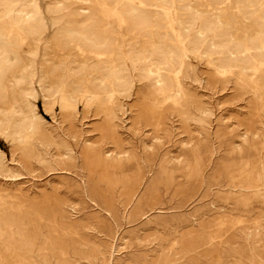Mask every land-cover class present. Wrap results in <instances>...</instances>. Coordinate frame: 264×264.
Returning <instances> with one entry per match:
<instances>
[{
    "label": "rangeland",
    "instance_id": "rangeland-1",
    "mask_svg": "<svg viewBox=\"0 0 264 264\" xmlns=\"http://www.w3.org/2000/svg\"><path fill=\"white\" fill-rule=\"evenodd\" d=\"M102 1L0 0V264H264V0Z\"/></svg>",
    "mask_w": 264,
    "mask_h": 264
},
{
    "label": "bare ground",
    "instance_id": "bare-ground-1",
    "mask_svg": "<svg viewBox=\"0 0 264 264\" xmlns=\"http://www.w3.org/2000/svg\"><path fill=\"white\" fill-rule=\"evenodd\" d=\"M11 1V0H10ZM104 1V0H103ZM101 2V3H106V2ZM114 4V10H116V13L118 15V19L122 22V23H129L131 24L134 28L136 29H143L146 26L149 25V17L146 13L145 10L141 9V8H132L129 9L125 6L123 0H111ZM217 1V0H215ZM91 2V1H90ZM95 5H100V0H93ZM71 3V2H70ZM142 3V2H141ZM92 4V3H91ZM145 5V4H144ZM146 6V5H145ZM97 6H95L94 8H96ZM80 8V7H79ZM77 11V10H76ZM89 12V11H88ZM103 12V11H102ZM78 13V12H77ZM88 17V16H87ZM105 17V16H104ZM67 18V17H66ZM88 20L93 21V23L91 25H89V27L86 30L80 29L77 25H74L73 28H67L64 29L63 32L61 33L62 39L63 40H71V39H75V40H82L85 41L86 44H88L90 47H93L94 49H96L98 51L97 55L98 56H102L104 55V53L107 52V50L110 47V43H111V39L112 37L109 34V31H105L103 33H99L97 30H94V23H96V19H95V13L93 12L89 17ZM84 21V20H82ZM87 21V19H86ZM85 21V22H86ZM63 23V22H62ZM216 24V23H215ZM60 26V25H59ZM97 26H99L97 24ZM207 26V25H205ZM4 27V26H2ZM209 27V25L207 26ZM1 28V27H0ZM115 28V27H114ZM10 33V32H9ZM263 35H264V30L262 31ZM5 34V33H4ZM4 36V35H2ZM14 37V36H13ZM12 37V38H13ZM197 37V36H196ZM57 38V37H56ZM199 38V37H198ZM197 40V39H196ZM3 41V40H2ZM5 42V41H4ZM4 45V44H3ZM2 46V45H1ZM0 46V48H1ZM3 48V47H2ZM4 52V51H3ZM150 53V52H149ZM5 54V53H4ZM8 54V53H7ZM2 55V54H1ZM3 56V55H2ZM1 56V57H2ZM6 56V55H5ZM176 56V54L172 53L170 54L169 51L167 50H159V57L157 58L155 65L153 66V69L151 70L154 73H157L159 76H162L164 74V72H166L165 70H168L169 67H172L174 64V57ZM11 57V56H10ZM229 60V59H228ZM6 63V62H5ZM65 66V65H64ZM104 69V68H103ZM106 69V67H105ZM138 70V69H137ZM52 71V70H51ZM1 72V71H0ZM81 73V72H80ZM119 73V72H118ZM142 73V72H141ZM144 73V72H143ZM111 76V75H110ZM121 75H117L116 77H118ZM119 77V78H120ZM63 80V79H62ZM94 80V79H93ZM92 80V81H93ZM100 80V79H99ZM106 80V79H105ZM117 80V79H116ZM151 80V79H150ZM114 82V81H113ZM112 83V82H111ZM118 83V80H117ZM127 84V83H126ZM56 85V84H55ZM122 85V84H121ZM163 86V85H162ZM113 87V86H112ZM158 87V86H157ZM160 87V86H159ZM106 90V93L110 92L111 89L108 86H104L103 87ZM32 89V88H31ZM159 89V88H158ZM162 89V88H161ZM168 89V88H166ZM49 90V89H48ZM170 91V90H169ZM172 91V90H171ZM53 92V91H51ZM166 92V91H165ZM178 92V91H177ZM176 92V93H177ZM103 93H105V91L103 90ZM162 93V92H161ZM170 93V92H169ZM180 93V92H179ZM165 94V93H164ZM178 94V93H177ZM54 95V94H53ZM108 95V94H107ZM166 95V94H165ZM50 96V95H49ZM173 96V95H172ZM176 97V95H174ZM173 96V97H174ZM64 97V96H63ZM4 98V97H3ZM65 98V97H64ZM68 98V97H67ZM177 98V97H176ZM175 98V99H176ZM5 99V98H4ZM61 101L62 99L59 98ZM168 99V98H167ZM86 100V99H85ZM64 101V100H63ZM76 102V101H75ZM87 102V101H86ZM105 102V101H104ZM23 103V102H22ZM14 105V104H13ZM34 108V107H33ZM22 115V114H21ZM8 120V119H7ZM27 124V123H26ZM12 125V124H11ZM10 125V126H11ZM12 127V126H11ZM24 127V126H23ZM25 128V127H24ZM17 131V130H16ZM19 237V236H18Z\"/></svg>",
    "mask_w": 264,
    "mask_h": 264
}]
</instances>
